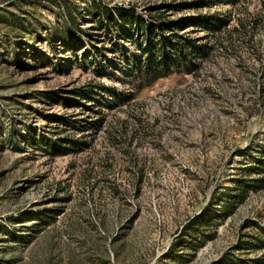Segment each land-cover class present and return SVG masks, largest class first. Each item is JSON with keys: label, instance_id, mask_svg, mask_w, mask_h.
Segmentation results:
<instances>
[{"label": "rangeland", "instance_id": "obj_1", "mask_svg": "<svg viewBox=\"0 0 264 264\" xmlns=\"http://www.w3.org/2000/svg\"><path fill=\"white\" fill-rule=\"evenodd\" d=\"M116 6L148 24L172 22L205 52L194 73L104 107L94 128L81 91H127L142 53L135 26L99 24L98 11ZM207 14L228 27L211 34L199 22ZM47 140L87 144L53 155L39 146ZM260 150L264 0H0V264H221L228 251L264 258L253 244L264 242V181L235 200L195 254L177 241L214 192L233 195L239 178L260 177L243 171L264 159Z\"/></svg>", "mask_w": 264, "mask_h": 264}, {"label": "trees", "instance_id": "obj_2", "mask_svg": "<svg viewBox=\"0 0 264 264\" xmlns=\"http://www.w3.org/2000/svg\"><path fill=\"white\" fill-rule=\"evenodd\" d=\"M239 1L242 0H220L221 3L231 5ZM65 15L67 26L71 27L68 37L71 36V38L77 39V32L72 26L74 18L72 14L68 12ZM97 19L101 26L108 28H110L111 24L119 30H123V24H129L133 28L135 26L133 41L142 53L141 57L133 63L134 66L131 75H129L131 88L127 91H111L109 94L111 98L103 97L100 92L94 93V89L91 88L90 90L81 91L80 98L83 100L81 105L87 110L95 113L97 117L90 123L94 128L102 127L104 123L105 116L102 112L104 107L109 109L112 108L111 104L115 103L116 105V103L129 102L134 99L136 94L143 88L152 85L158 79L165 78L172 73L179 75L194 73L197 68L196 57L202 52H205L204 44L200 45L192 38L178 35L171 27L172 22H164L156 25L153 23V25L148 24L144 18L134 11V9L117 6L113 9L108 7L102 8L97 13ZM199 22H201L202 26L211 34L219 32L229 25L228 18L216 14L202 15ZM233 29L237 28L234 27ZM144 43L147 44L148 49H145ZM94 70H97V73L100 72L97 67H94ZM95 86L97 88L100 87L98 85ZM100 89L103 88L101 87ZM47 142L48 143H39V146L43 148L42 145H45L46 147L44 149L53 155L76 152L82 149L80 145L87 144H54L49 140H47ZM238 152L245 155L244 151L239 150ZM259 153L261 157L264 156V150H260ZM250 168L246 167L243 169L244 173L245 171L248 172V174L256 172L260 177L255 179L252 177L236 179L237 181L235 182L237 185L233 195L229 192L230 189L228 187H226L222 193L214 192L209 199L207 210L190 218L183 225L177 241L182 243L186 249L190 250L191 254H195L196 251L216 236L217 228L234 212L235 200L243 199L248 189L261 186L259 184L264 181V159L257 158V166ZM216 202L219 205V209L213 210L212 208ZM253 244L257 247L264 246V242ZM230 254L231 252L228 251L221 257V264H264V258L238 259L233 258Z\"/></svg>", "mask_w": 264, "mask_h": 264}]
</instances>
